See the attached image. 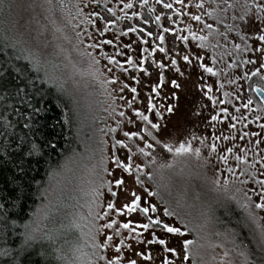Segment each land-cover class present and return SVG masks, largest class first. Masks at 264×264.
Segmentation results:
<instances>
[{
	"label": "rangeland",
	"instance_id": "374dc122",
	"mask_svg": "<svg viewBox=\"0 0 264 264\" xmlns=\"http://www.w3.org/2000/svg\"><path fill=\"white\" fill-rule=\"evenodd\" d=\"M129 2L133 3L131 9L124 7ZM142 2H0V37L44 83L54 87L68 102L75 137L74 149L47 181L43 199L28 225L26 239L52 248L51 256L59 264H107L118 255L122 258L121 264H128L131 259L137 264H164L166 260L169 264H245L241 253H249L251 264H259L261 253L257 242L264 229V209L256 205L264 203L261 195L264 188L256 181L264 180L261 166L264 164V130L260 128L264 124V106L252 89L256 86L264 90V80L252 73L264 62V57L252 49L260 47L254 41L261 33L256 32L254 36L250 30H245L239 18L244 12L243 0H228L233 7L226 12L225 0H184V4L176 0H162L160 4L148 0L141 8ZM198 3L204 7L196 8ZM165 4H171L172 8H165ZM153 8L155 12L150 11ZM157 15L161 17L159 28L155 23ZM193 15L200 16L203 23L192 20ZM233 16L237 19L233 20ZM208 24L212 25L211 30L206 27ZM164 26L170 30L164 34L163 47L167 54L156 50L159 46L156 37L163 34ZM130 27L143 28L144 32H130ZM125 32L128 34L121 35ZM147 32L152 35H145ZM193 32L197 38L204 36L205 40H193ZM181 36H187L188 42L179 39ZM104 40L112 43L102 44ZM144 40L149 43L144 44ZM145 48L149 51L144 52ZM184 55H189L191 63L185 64ZM109 58L117 60L118 65L109 64ZM129 58L134 62L143 59L145 63L133 67L127 63ZM250 59L257 62L245 63ZM172 60L176 61L175 66ZM159 64L164 68L157 67ZM200 65L212 68L216 75L205 72ZM139 67L145 68L147 73L138 71ZM260 71L264 74V68ZM113 79L117 81L115 84L109 82ZM173 81L178 87H173ZM123 85L127 87L121 90ZM132 88L136 89L135 93ZM249 100L252 103L245 108ZM169 107L172 113L168 112ZM135 111L159 123V133L135 117ZM120 112L125 115L121 117ZM213 116L217 119L213 120ZM129 120L134 122L129 124ZM230 121L235 128L230 127ZM137 126L153 131L172 144L190 141L193 149H200L201 154L199 157L195 152L190 156L161 157L157 149L153 153L156 157L153 164L151 157L146 158L139 152V148L151 140L128 141L123 137L124 130H135ZM225 136L229 139H224ZM115 140L128 144L130 153L129 149H120L118 145L114 148ZM213 144L216 152L211 151ZM228 148L232 149L231 154ZM126 153L131 156L132 175L112 163L116 158L124 162ZM222 156L227 158L226 162L220 159ZM236 156L246 163L237 162ZM167 163H172L173 167H161ZM137 166L144 170L140 176L142 184L135 182ZM149 175L152 181L147 179ZM118 178L125 180L120 189L115 187ZM215 181H219V185ZM109 188L116 191L117 196H111ZM145 189L158 190L159 196L149 197ZM132 192L141 196L144 206L150 201L160 208L151 215L185 233L175 236L159 228L149 229L163 236L176 250L175 255L164 251V246L137 242L150 239L149 233L136 237L123 228L118 229L121 235L114 236V242L107 249L101 247L106 236L114 235L120 224L147 222V217L139 212L117 214L123 210L124 203L131 200ZM162 201L179 215L164 217ZM109 203L114 204L111 210ZM219 215L229 217L230 222ZM112 220L116 221V227H103ZM233 222L249 235L251 243L247 244L240 237V228ZM125 236L132 237L125 240L130 247L122 248L117 254L115 247ZM185 241L193 242L186 261L183 260ZM137 252L151 255L152 259L144 260Z\"/></svg>",
	"mask_w": 264,
	"mask_h": 264
},
{
	"label": "trees",
	"instance_id": "16d2710c",
	"mask_svg": "<svg viewBox=\"0 0 264 264\" xmlns=\"http://www.w3.org/2000/svg\"><path fill=\"white\" fill-rule=\"evenodd\" d=\"M32 144L38 153L29 154ZM74 147L68 102L0 37V264H59L52 248L25 235L50 175Z\"/></svg>",
	"mask_w": 264,
	"mask_h": 264
},
{
	"label": "snow or ice",
	"instance_id": "6c2138e0",
	"mask_svg": "<svg viewBox=\"0 0 264 264\" xmlns=\"http://www.w3.org/2000/svg\"><path fill=\"white\" fill-rule=\"evenodd\" d=\"M0 2H2V0H0ZM48 2H50V0H48ZM155 2L157 4L162 3V0H155ZM177 3L180 4H184V0H176ZM237 2H239V0H237ZM225 3L227 4V8L224 9V11L226 12L228 8H232L233 4L232 3H228V0H225ZM148 4V0H143V2L141 3L140 7L143 8ZM124 7L127 9H131L133 8V3L129 2V3H125ZM165 8L171 9L172 5L171 4H165L164 5ZM204 5L202 3H198L196 4V8L200 9L203 8ZM242 8L244 9L243 15H241L239 18L240 20H242L244 22L245 25V30H250L252 32V34L255 36L256 32L261 33L258 36H255V41L256 43H259L260 47L259 48H254L252 49L253 51L259 52L260 57H264V3H261L260 0H252V3H249L248 0H243L242 3ZM110 10V9H109ZM111 11V10H110ZM150 11L155 12V9H150ZM177 15H180V13H177ZM209 16H211V13H209ZM192 20H195L197 22L203 23L201 21V17L198 15H193L191 17ZM233 20L237 19V17L233 16L232 17ZM255 21H259V23H256ZM155 23L157 25V27L159 28L161 25V17L159 15L155 16ZM206 27L211 30L212 29V25L208 24L206 25ZM226 28H228V25H225ZM130 32H136V31H140V32H144L143 28L140 29H136L135 27H130L129 28ZM169 28L167 26H164L162 28V33L163 34H159L157 35L156 39H158L159 41V46H157L156 50L161 52V53H165L167 54V50L165 47H163V45H165L166 43V36L164 34L169 33ZM128 33H121V35H127ZM145 35L151 36L152 33L151 32H147L145 33ZM173 39L175 40L176 34L173 33ZM192 35V39L193 40H199V41H204L205 37L204 36H200L197 38L196 34L193 32L191 33ZM179 39L183 40L185 43L188 42V37L187 36H181L179 37ZM144 44H148L149 41L148 40H144L142 41ZM112 43L111 40H104L102 41V44H110ZM201 47H203V44L201 43L200 45ZM131 47V46H129ZM237 48H239V45L236 46ZM149 49L145 48L144 52H148ZM150 54H154V53H150ZM117 55H119V53H117ZM198 58V57H197ZM259 59V57H258ZM183 60L185 62V64L191 63V60L189 58V55H184L183 56ZM257 61L256 60H248L245 61V63H253L255 64ZM97 63H99V61H97ZM108 63L112 64V65H118V61L115 59H108ZM127 63L129 65H132L133 67L137 66L138 64H144L145 60L141 59L138 62H134L131 58H129L127 60ZM155 63V61L153 62ZM171 64L173 66L176 65V61L172 60ZM120 69L122 71H126V69H124L123 65H119ZM157 67H159L160 69L164 68L163 64H159L157 65ZM200 67H203L204 71L207 73H210L212 75H216L215 72H213V69L210 67H204L203 65H200ZM261 68H264V62H261L260 65L258 66L257 70L254 71L252 73L253 76H259L261 78V80H264V74H262V72L260 71ZM109 71H112V69H109ZM138 71H140L141 73H147V70L143 67H139ZM176 71H180L179 68H176ZM112 84H115L117 81L115 79L110 80L109 81ZM160 82L163 83V77H160ZM127 85H123V88H126ZM173 87H178V85L175 84V82L173 81ZM153 91H155V89H152ZM259 90V89H258ZM131 91L133 93L136 92L135 88H132ZM209 92L212 91L211 88L208 89ZM209 100H212V97L209 96L208 97ZM215 103V102H213ZM252 103L251 100L248 101V104H245L244 107L247 108L250 104ZM261 103H264V101H262ZM129 107H131V102H129ZM152 105L151 102L149 103V110H151ZM169 113L173 112V109L171 107H169L168 109ZM237 112L240 111L239 108L236 109ZM119 115L121 117H123L125 114L123 112H120ZM157 115H159V113H157ZM225 115H227V110H225ZM134 116L138 117L142 122H145L147 124H150L151 129L155 130L156 133H159L160 129H161V125L159 123H154L152 121L149 120V118L140 111H135L134 112ZM213 120H216L217 117L213 116L212 117ZM133 120H129L128 123L131 124L133 123ZM230 127L235 128V124H232L231 121L229 122ZM27 126V125H26ZM245 127H247V125H245ZM260 128L262 130H264V124L260 125ZM110 131H112L113 133L116 132V129H111ZM123 137L126 138L128 141H148L151 140L152 142H146L143 144L142 147L139 148V152L144 156V157H151V162L154 164L156 163V157L155 155H153V153L157 152V149H159V155L161 157H166L167 155H171L173 157H181V156H190L193 154V152H195V155L197 157L200 156V149H193L192 144L190 141H185V142H181L177 144H172L169 143L167 141H163L161 138H159L158 135L154 134L153 131L148 130L147 128L141 129V127L137 126L135 128V130H124L123 131ZM193 139H195V136L192 137ZM224 139H229L228 136L223 137ZM232 139H235L236 137H231ZM241 139L243 138L242 136L240 137ZM201 143H203V141H201ZM259 143V142H257ZM119 146L120 149H129V153L131 151V149L129 148V145L124 143L121 140H115L113 147L115 148L116 146ZM211 151L212 152H216V145L213 144L211 146ZM39 152V146L36 144H32L31 148H30V153L29 154H33V153H38ZM227 152L229 154L232 153V149L228 148ZM129 153H126L124 156V162H121L120 158H116L112 161V163L115 165V167L117 169H120L122 172H126L129 175H132V163H131V156ZM220 159L222 161L226 162V157L222 156L220 157ZM235 159L237 160V162L239 163H246V161H242L240 156H236ZM257 163H261L260 161H257ZM262 167H264V164L261 165ZM162 168H172L173 164L172 163H167V164H162L161 165ZM107 171V169H106ZM229 172L232 171V169H228ZM112 173L109 172V175H111ZM141 174H144V170L139 168L137 166L136 169V175H135V182L136 184H142V181L140 180V176ZM243 174V173H242ZM147 179L149 181L153 180V177L151 175H149L147 177ZM246 182V181H245ZM215 183L217 185H219V181H215ZM227 182H225L226 184ZM256 183L260 184V186L262 188H264V180H257ZM125 184V180L124 179H116L115 180V187L117 189H120L122 185ZM157 189H159V185H157ZM109 191L111 193V196L115 197L117 196V192L113 191L111 188H109ZM145 191L147 192V195L149 197L152 196H159V191H149L148 189H145ZM262 196H264V193H261ZM131 200L130 201H126L123 205V210L119 211L117 214L118 215H125V214H132V213H142L144 217H147V222H138L135 225H133L132 222H124L122 224H120L117 228V230L115 231L114 235H108L106 236V242L102 243L101 247H103L104 249H107L109 247L110 244H112L114 242V236L115 237H119L121 235L120 231L118 230L119 228H123L125 230H127L128 233H134L136 237H141L143 236L144 233H149L150 239L145 240H137L138 243H146L147 245H158V246H164L163 250L166 252H170L172 253V255L176 254V250L172 247H170L167 244L166 239L163 236H158L154 231L150 232L149 229H155V228H159L162 230V232L170 234V235H175V236H183L185 235L184 232L181 231V229L179 227L173 226L172 224H169L167 222H164L162 219L160 218H156L153 215H151L152 213H157L158 211H160V208L155 205L152 204L150 201L147 203V206H144V202L141 198L140 195H137L135 192L131 193ZM165 206L162 209V214L164 217H173V216H178L179 214L171 209L169 206H167V202L162 201ZM114 208V204L113 203H109L108 204V209L111 210ZM256 208L258 209H264V203H259L256 205ZM104 216H107V213L104 214ZM103 219V217H101ZM104 228L107 229H113L114 227H116V221L112 220L110 222H107L103 225ZM136 229H142L143 231H136ZM131 236H125L123 239H120L118 241L119 246L115 247V252L117 254H119L122 250V248H129L130 246L128 244L125 243V240L127 239H131ZM192 241H185L183 244V250H184V255H183V260L186 261L189 259L191 253L189 252V247L192 244ZM258 247L260 250L261 255L259 256L258 260H259V264H264V229L261 230L260 235H259V239H258ZM242 255H244L245 257V264H251V262L248 260V256L249 253H241ZM136 255H141L143 257L144 260H150L152 259L151 255L148 254H144L142 252H137ZM101 259H103V257H101ZM121 257H119V255L117 256L116 260H111L109 259L107 264H121ZM128 264H137V261L134 259L129 260ZM164 264H169V262L166 260L164 261Z\"/></svg>",
	"mask_w": 264,
	"mask_h": 264
},
{
	"label": "water",
	"instance_id": "95a60500",
	"mask_svg": "<svg viewBox=\"0 0 264 264\" xmlns=\"http://www.w3.org/2000/svg\"><path fill=\"white\" fill-rule=\"evenodd\" d=\"M252 90H253V93L255 94L256 98L259 100L260 103L262 101H264V90H262L261 88L256 87V86H254ZM261 104L264 106V103H261Z\"/></svg>",
	"mask_w": 264,
	"mask_h": 264
}]
</instances>
